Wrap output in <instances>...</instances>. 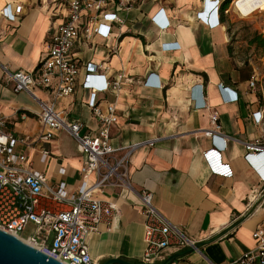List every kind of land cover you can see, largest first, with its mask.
Here are the masks:
<instances>
[{
	"label": "crops",
	"instance_id": "1",
	"mask_svg": "<svg viewBox=\"0 0 264 264\" xmlns=\"http://www.w3.org/2000/svg\"><path fill=\"white\" fill-rule=\"evenodd\" d=\"M7 4L12 10L18 4L23 8L14 22L0 19V117L7 132L29 140L30 149L18 150L37 171L52 184L63 181L74 190L80 184L81 155L63 149L59 134L38 142L45 129L34 96L43 101L51 97L37 88L34 96L16 93L7 79V72L37 69L64 19L66 0H0V9ZM107 9L111 11V5ZM159 11L169 24L166 29L152 20ZM203 11V0H138L118 14L121 22L112 24L107 37L95 34L72 51L80 75L74 94L56 101V109L66 120L95 132L98 122L88 106L90 91L81 86L84 66L100 65V73L111 81L121 74L119 91L98 93L96 99L116 109L118 121L110 130L111 145L120 149L116 155L135 147L126 167L129 191L107 186L98 194L114 201L118 212L110 225L99 224L88 239L96 264L111 258L139 263L144 243L138 194L143 191L152 194L153 206L170 224L197 244L205 243L184 256V264H224L254 247L253 232L264 222V183L243 157L247 143L264 137V125L253 117L259 112L264 123V55L246 59L231 42V17L219 15L220 25L209 28L198 17ZM164 43H176L177 48L162 51ZM253 73L257 82L251 88ZM150 76L149 85H144ZM221 86L229 90L222 92ZM229 91L236 93L237 101L225 102L231 98ZM213 112L231 178L211 174L202 158L213 147V139L204 135ZM40 147L50 153L45 163L39 161ZM258 162L264 173L263 159ZM172 253L170 249L167 254Z\"/></svg>",
	"mask_w": 264,
	"mask_h": 264
},
{
	"label": "built area",
	"instance_id": "2",
	"mask_svg": "<svg viewBox=\"0 0 264 264\" xmlns=\"http://www.w3.org/2000/svg\"><path fill=\"white\" fill-rule=\"evenodd\" d=\"M52 1L56 3L58 0ZM136 1L66 0L64 19L51 35L46 56L37 69L33 73L6 71L14 92H26L34 96L33 90L37 88L51 97L43 101L34 96L41 106L39 119L45 129L38 142L51 141L60 133L69 135L82 157V165L80 184L74 190L63 181L52 184L42 172L33 167L26 154L18 150L20 147L30 149L32 145L29 140L7 132L6 122L0 117V231L61 264H96L88 250V239L97 232L99 224L110 225L118 212L114 201L101 199L98 194L107 186L123 187L129 191L126 167L131 150L135 147L128 148L121 156L116 155L120 149L110 143L111 127L118 121L116 109L112 104L102 106L96 99L98 93L119 91L123 75L111 81L100 73V65L87 63L84 66L81 86L90 91L88 106L98 122L95 132H88L80 122L66 120L56 109L55 103L75 92L81 67L73 56L74 47L79 42L91 40L95 34L107 37L112 24L121 22L118 14L128 10ZM222 2L203 0L206 13H199L198 17L207 27L219 26L220 16L230 13V4L222 11ZM108 5H111V11L107 9ZM22 8V4H18L12 10L10 4H7L0 9V19L14 22ZM217 9L220 15L218 18L215 14ZM152 20L160 29L169 26L162 11L154 15ZM260 35H264V27ZM175 48L176 43H164L161 46L162 51H173ZM111 50L116 52L118 46ZM150 78L145 79L144 85H149ZM256 82L257 75L253 73L249 86L254 88ZM157 86L162 88L161 83H157ZM220 88L222 92L229 90L223 86ZM229 93L231 98L225 102L237 101L236 93ZM253 117L255 123L264 125L259 112L254 113ZM209 121L211 128L205 130L204 135L213 139V147L204 151L202 158L211 174L231 178L229 164L224 163L214 149V146L225 148V143L217 138L221 127L216 112L209 116ZM245 150V162L256 170L255 173L264 183V173L258 165L260 159L264 161V137L247 143ZM38 155L39 161L45 163L50 153L40 147ZM138 199L142 208L144 243L139 263L160 264L178 251L189 248L198 251L197 243L170 224L153 206L150 192H141ZM29 225L32 227L24 238L21 233ZM253 239L254 247L251 250L224 264H264V222L254 230ZM170 249L173 253L168 255ZM183 258H175L168 264H184Z\"/></svg>",
	"mask_w": 264,
	"mask_h": 264
},
{
	"label": "rangeland",
	"instance_id": "3",
	"mask_svg": "<svg viewBox=\"0 0 264 264\" xmlns=\"http://www.w3.org/2000/svg\"><path fill=\"white\" fill-rule=\"evenodd\" d=\"M263 11L264 0H232L230 3V13L227 16L231 17L229 22L231 42L244 53L246 59H257L259 55H264L262 49L249 43L250 39L257 34V29L264 24ZM58 137L63 149L77 154L75 141L71 137L65 133H60ZM31 227L32 225H29L21 236L27 237Z\"/></svg>",
	"mask_w": 264,
	"mask_h": 264
},
{
	"label": "water",
	"instance_id": "4",
	"mask_svg": "<svg viewBox=\"0 0 264 264\" xmlns=\"http://www.w3.org/2000/svg\"><path fill=\"white\" fill-rule=\"evenodd\" d=\"M215 240V239H213ZM205 243H199L196 248H200ZM193 252L189 248L183 251H178L169 256L164 262L160 264H168L178 257L188 255ZM0 264H61L57 260L46 256L36 249L24 244L20 240L0 231ZM103 264H141L132 263L121 258H111L106 260Z\"/></svg>",
	"mask_w": 264,
	"mask_h": 264
},
{
	"label": "trees",
	"instance_id": "5",
	"mask_svg": "<svg viewBox=\"0 0 264 264\" xmlns=\"http://www.w3.org/2000/svg\"><path fill=\"white\" fill-rule=\"evenodd\" d=\"M231 1L232 0H223L222 11L225 10L229 6ZM249 43H250V45H255L256 47H258L264 51V37H262V35H260V34L254 35L250 39Z\"/></svg>",
	"mask_w": 264,
	"mask_h": 264
},
{
	"label": "clouds",
	"instance_id": "6",
	"mask_svg": "<svg viewBox=\"0 0 264 264\" xmlns=\"http://www.w3.org/2000/svg\"><path fill=\"white\" fill-rule=\"evenodd\" d=\"M206 13V10H205V7H204V11L201 13V14H205ZM215 14L217 15V18H218V16H219V10L217 9L216 11H215ZM204 22V21H203ZM214 149L216 150V152L218 153V154H220V156L222 157V152L224 151V148L223 149H221V148H219V147H217V146H214ZM255 170V169H254ZM256 171V170H255Z\"/></svg>",
	"mask_w": 264,
	"mask_h": 264
},
{
	"label": "bare ground",
	"instance_id": "7",
	"mask_svg": "<svg viewBox=\"0 0 264 264\" xmlns=\"http://www.w3.org/2000/svg\"><path fill=\"white\" fill-rule=\"evenodd\" d=\"M234 1V0H233Z\"/></svg>",
	"mask_w": 264,
	"mask_h": 264
}]
</instances>
